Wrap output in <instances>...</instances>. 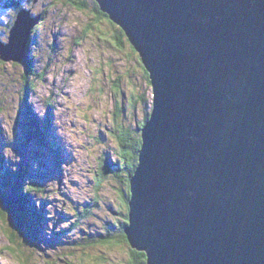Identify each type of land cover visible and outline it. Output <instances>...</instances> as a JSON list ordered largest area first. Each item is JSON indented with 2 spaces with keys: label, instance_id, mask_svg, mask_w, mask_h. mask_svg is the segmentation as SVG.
Here are the masks:
<instances>
[{
  "label": "water",
  "instance_id": "obj_1",
  "mask_svg": "<svg viewBox=\"0 0 264 264\" xmlns=\"http://www.w3.org/2000/svg\"><path fill=\"white\" fill-rule=\"evenodd\" d=\"M96 1L153 92L130 245L147 264H264V0ZM41 17L19 11L1 59H26Z\"/></svg>",
  "mask_w": 264,
  "mask_h": 264
},
{
  "label": "rangeland",
  "instance_id": "obj_2",
  "mask_svg": "<svg viewBox=\"0 0 264 264\" xmlns=\"http://www.w3.org/2000/svg\"><path fill=\"white\" fill-rule=\"evenodd\" d=\"M95 2L0 0L2 40L21 9L42 16L24 61L0 57V264H138L123 237L129 173L120 136L141 134L152 85ZM106 158L119 171L108 172ZM4 177L30 186L21 192L27 212L13 203L7 211L20 193Z\"/></svg>",
  "mask_w": 264,
  "mask_h": 264
},
{
  "label": "trees",
  "instance_id": "obj_3",
  "mask_svg": "<svg viewBox=\"0 0 264 264\" xmlns=\"http://www.w3.org/2000/svg\"><path fill=\"white\" fill-rule=\"evenodd\" d=\"M73 3H75V2H73ZM95 4H96V10H97L98 14L100 15V18L105 17V16L108 17V15L100 9V6L97 3V1L95 2ZM77 5L80 8H82L84 6V4H80V3H78ZM123 34L125 35L124 30H123ZM28 49H29V47H28ZM28 60H29V58H28ZM30 65H32V64H30ZM142 100H143V103L146 105V108H147L146 109L145 120H144V122H146L148 120L149 116H150V112L152 110V103L153 102L152 101L150 102L151 108L148 109L149 102L146 99L145 95L142 96ZM118 108H119V111H121V109H120L121 107L118 106ZM26 109H27V112H29L30 109L29 108H26ZM34 123H35V121H34ZM37 129L39 131V128H37ZM142 143H143L142 134H140V133L138 135L137 134L131 135L130 131H125L120 136V148H121V151H122V153H120V160L123 161V163H124V165H122V166H124V167H122V171H125V169H126L127 172L129 173V176L127 177V181H129V183H128L129 192L127 191L126 194H125V197H126L125 198V200H126L125 202H126V206H127L128 210H129V199H130V179L133 176V174L135 173L136 167L138 165V156H139V151L141 149ZM105 160H106L105 164L108 167V169H107L108 172H114L115 173V171H119V169L116 168L118 166L117 164H119V163H116V162H114V160H109L107 158ZM12 172L14 173V171H12ZM116 174L118 176H121L120 172H117ZM105 177H107V172L103 171V174L101 173V176L99 178L100 183L102 182V180ZM4 179L6 181L5 182L6 185H9V187L11 189L13 187L15 192L18 191V193H20L18 196L9 197V199L6 200L7 211H9L8 208H10V204L13 203L16 210H19L21 213H25L24 210L27 212V210H28L27 205L28 204H26V200H23L21 192H22V189H25V193H28L30 191V186H26V187L23 188L18 183L14 182L15 185L12 184V187H11L7 177H4ZM31 187H33L32 184H31ZM15 192H14V195H16ZM36 215L38 216V214H36ZM125 215L126 216H125V220H124V223H123V228L124 229H125V227L128 224L129 212L126 213ZM41 218H42V216L40 217V215H39L37 220H40ZM123 237H124L125 240H127V237L125 235V230L123 232ZM132 251H133L132 254H133L134 260H137L138 264H147V258H146L145 252L138 251L136 249H133Z\"/></svg>",
  "mask_w": 264,
  "mask_h": 264
},
{
  "label": "snow or ice",
  "instance_id": "obj_4",
  "mask_svg": "<svg viewBox=\"0 0 264 264\" xmlns=\"http://www.w3.org/2000/svg\"><path fill=\"white\" fill-rule=\"evenodd\" d=\"M20 2H22V0H20ZM18 39L22 41V39H23V34H21L20 37H18ZM7 43H8L7 40H2V39H0V49H2L3 46L6 45ZM2 54H3V53H2ZM2 54H0V55H2ZM30 190H31V189H30Z\"/></svg>",
  "mask_w": 264,
  "mask_h": 264
},
{
  "label": "bare ground",
  "instance_id": "obj_5",
  "mask_svg": "<svg viewBox=\"0 0 264 264\" xmlns=\"http://www.w3.org/2000/svg\"><path fill=\"white\" fill-rule=\"evenodd\" d=\"M45 15V14H44ZM151 81V80H150ZM38 130V129H37ZM39 132V131H38ZM27 206H29V205H27ZM21 255V254H20Z\"/></svg>",
  "mask_w": 264,
  "mask_h": 264
},
{
  "label": "clouds",
  "instance_id": "obj_6",
  "mask_svg": "<svg viewBox=\"0 0 264 264\" xmlns=\"http://www.w3.org/2000/svg\"><path fill=\"white\" fill-rule=\"evenodd\" d=\"M35 30V29H34ZM29 47V46H28Z\"/></svg>",
  "mask_w": 264,
  "mask_h": 264
}]
</instances>
